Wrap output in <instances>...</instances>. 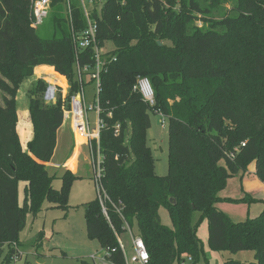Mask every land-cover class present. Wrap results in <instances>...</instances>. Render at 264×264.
<instances>
[{
	"label": "trees",
	"instance_id": "trees-1",
	"mask_svg": "<svg viewBox=\"0 0 264 264\" xmlns=\"http://www.w3.org/2000/svg\"><path fill=\"white\" fill-rule=\"evenodd\" d=\"M65 2L52 0L54 11L35 28L30 0H0V256L8 248L2 264L19 256L29 214L36 217L45 203L69 208L76 177L66 172L57 190L47 163L64 109L86 77L94 84L84 68L94 69L96 59L93 48L77 58L73 34L87 20L80 0H73L71 23ZM92 18L99 46L113 49L101 57L99 95L102 184L110 202L108 217L98 198L85 204L88 238L110 251L109 261L125 264L118 236L129 226L143 239L148 264H211L198 235L206 221L212 252L255 254V262L223 264H264V208L239 223L217 208L228 180L245 175L252 163L264 183V0H108ZM34 70L39 78L48 70L67 79L70 93L47 104L46 83L35 84L30 109L18 106V122L16 92ZM140 78L149 81L153 104L136 89ZM151 113L169 120L166 176L156 174L148 145ZM20 182L26 183L22 206ZM161 210L171 228L162 224Z\"/></svg>",
	"mask_w": 264,
	"mask_h": 264
},
{
	"label": "rangeland",
	"instance_id": "rangeland-1",
	"mask_svg": "<svg viewBox=\"0 0 264 264\" xmlns=\"http://www.w3.org/2000/svg\"><path fill=\"white\" fill-rule=\"evenodd\" d=\"M30 2H32V0H30ZM72 2L73 0H71V4ZM67 10L65 5L63 9L65 16H69ZM52 11H54V9L51 6L49 16ZM200 25L202 24L200 23ZM112 49V45H105L106 52ZM46 73L43 79L36 76L34 70V75L19 85L16 92L17 117L19 105L29 107L30 109L31 90L35 88V84L37 83L45 82L47 91L49 89H55L57 97L65 100L67 99L70 93V84L68 80L65 77L66 80L51 76L48 74V70ZM22 86L24 88L23 92H21V89H23ZM85 91L87 102H93L95 85L90 83L87 77L85 78ZM150 115L152 127L148 133V145L153 150L156 163V174L158 176H166L168 173L169 159V120L167 117L159 114L151 113ZM88 117L90 118L92 128H95L97 115L91 112ZM76 139L79 142L83 141L84 151L81 152L78 157L70 156L71 139L64 137L57 151L54 164L49 168L50 174L57 177L53 185L57 190L61 189L62 176H64L66 172L70 171L76 177L69 193V208L67 210L53 208L50 204L45 203L42 211L36 217L29 214L26 227L19 235L18 249L22 255L19 252V256H16L10 264H94L91 257L94 254L98 255L102 253L103 249L100 243L97 240H90L86 232L85 204L98 198V189L94 180L91 152L88 142H86L85 138L82 137L80 133H78ZM19 140L24 151H26L20 136ZM30 140L31 139L27 141V147ZM26 152L30 153L28 151ZM254 164L255 163H252L248 167V174L250 169L254 167ZM252 176L256 179V183H263L255 172ZM25 186V182L19 183L18 197L21 206L24 202ZM255 191V183L246 181L243 174H238L228 180L225 189L220 193L222 200L217 203V208L223 210L224 214L234 223L244 222L247 219L254 218L260 213L256 211V208L262 205L260 201L264 200L261 196H258V194H255L256 196L253 195L252 192ZM243 199H247V201L236 202ZM252 199H255L257 202H252ZM160 216L162 224L171 228L172 224L168 212L166 210H161ZM198 220L199 215L195 216V221L197 222ZM134 233L137 234L135 231ZM40 235H42V239H40ZM198 235L203 243L206 254L210 255L207 257L210 258L211 264H221L228 260H236L243 263L255 262V254L250 251L238 254L212 252L208 247V225L206 221L200 224ZM119 239L125 247L128 256H131L133 251L129 233H121ZM7 251L8 248H6L3 255L0 256V264L5 260ZM21 256H23L22 259H20ZM198 264L205 263L201 261Z\"/></svg>",
	"mask_w": 264,
	"mask_h": 264
},
{
	"label": "built area",
	"instance_id": "built-area-1",
	"mask_svg": "<svg viewBox=\"0 0 264 264\" xmlns=\"http://www.w3.org/2000/svg\"><path fill=\"white\" fill-rule=\"evenodd\" d=\"M106 1L108 0H80L81 8L87 20V27L82 33L78 35L73 34V43L75 46L77 58L79 53L86 51L89 48H93L95 51V59H96L95 68L93 69L88 66L84 68V72L92 71L91 78L94 81L95 93H94L93 102L91 103L87 102L85 86L81 85L80 91L71 99L70 108L64 109V118L65 120H68L72 123L74 132L77 135L78 133H80V135H82V137L85 138L86 142H88L91 152L93 169H94V180L98 189V199L102 207L103 214L106 217H108L107 204L108 202H110V199L102 184V179L104 177L105 171L103 168V156L100 152V146H99L100 133L102 129L105 128V122L100 117L101 114L100 99H99L100 90H101L100 73L102 67L104 66V62H102L101 57L103 54L107 52L105 51V46L104 47L99 46V42L97 40L98 26L92 18L94 10L96 9L100 13ZM51 5H52V0H32L30 20L33 27L39 28L41 25L44 24L45 20L49 16ZM65 5L68 9L67 11L71 23H73L72 22L73 7L71 4V0H66ZM72 31L74 33V30ZM78 72H81L79 67H78ZM145 86L148 87V91H149L148 94L144 90ZM136 89L140 91V93L143 95L146 101H148L150 104L154 103L153 90L151 88L149 81L146 78H140L138 80ZM54 90L49 89L46 92L45 100L47 104H53L58 101L59 97H57L56 90L55 91ZM91 112H94L97 115L95 128H92L90 118L88 117L89 113ZM117 128H119V126ZM95 141L97 146L96 150L93 144V142ZM125 229L126 232H128L130 235L132 251H133L132 255L128 256V253L125 247L120 242L118 236L119 249L123 255L125 264H148L150 257L143 239L137 234H135L130 229L129 226H126ZM112 252H116V250H113ZM110 254L111 253L109 250L103 249L101 254L93 255L91 259L94 262V264H116L115 262L108 260ZM190 261L191 258H189V262Z\"/></svg>",
	"mask_w": 264,
	"mask_h": 264
},
{
	"label": "crops",
	"instance_id": "crops-1",
	"mask_svg": "<svg viewBox=\"0 0 264 264\" xmlns=\"http://www.w3.org/2000/svg\"><path fill=\"white\" fill-rule=\"evenodd\" d=\"M29 115H30V111H29ZM30 119H31V115H30ZM32 124V122H31ZM33 127V126H32ZM150 131V130H149ZM149 133V132H148ZM76 133L74 132L73 130V126H72V123L68 120H65L64 124L62 125V127L60 128V130L58 131V141H57V148L55 150V154L51 160V162L47 163V166L50 168L53 166L54 164V160H55V157L57 155V151L59 149V146L61 145V141L62 139H64V137L68 138V139H71V151L69 152L70 153V156L72 155L73 157H78L80 155L81 152H83V148H84V143L83 141L82 142H79L77 139H76ZM33 136H34V131H33ZM33 136L31 139H33ZM75 136V137H74ZM256 173V164H254V167H252L250 169V172L249 174H245L244 177H245V180L246 181H251L253 183H255L256 185V191L255 192H252L253 195L255 194H258V196H261L262 199H264V184L263 183H256V179L252 176L253 173ZM251 193V192H250ZM256 196V195H255ZM263 196V197H262ZM222 198V196H221ZM218 205V204H217ZM263 208H264V205H259L257 208H256V211L259 213H261L263 211ZM223 211V210H221ZM259 213V215H260ZM257 217V216H256ZM255 218V217H254ZM19 245V244H18ZM204 248V247H203ZM19 250V249H18ZM20 252V251H19ZM20 254L22 255V253L20 252ZM95 255V254H94ZM207 255V254H206ZM207 256H210V255H207ZM23 256H21L20 259H22ZM210 261V258L207 257ZM211 263V262H210ZM224 263V262H223ZM221 263V264H223Z\"/></svg>",
	"mask_w": 264,
	"mask_h": 264
},
{
	"label": "water",
	"instance_id": "water-1",
	"mask_svg": "<svg viewBox=\"0 0 264 264\" xmlns=\"http://www.w3.org/2000/svg\"><path fill=\"white\" fill-rule=\"evenodd\" d=\"M170 201H171L172 204H176V201L174 199H171Z\"/></svg>",
	"mask_w": 264,
	"mask_h": 264
},
{
	"label": "bare ground",
	"instance_id": "bare-ground-1",
	"mask_svg": "<svg viewBox=\"0 0 264 264\" xmlns=\"http://www.w3.org/2000/svg\"><path fill=\"white\" fill-rule=\"evenodd\" d=\"M144 90H145V92L148 94V92H149V91H148V87L145 86Z\"/></svg>",
	"mask_w": 264,
	"mask_h": 264
}]
</instances>
